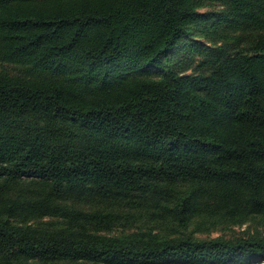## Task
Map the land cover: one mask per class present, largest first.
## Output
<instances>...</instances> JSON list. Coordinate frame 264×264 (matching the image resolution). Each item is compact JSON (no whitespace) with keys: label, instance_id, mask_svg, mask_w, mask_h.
<instances>
[{"label":"trees","instance_id":"trees-1","mask_svg":"<svg viewBox=\"0 0 264 264\" xmlns=\"http://www.w3.org/2000/svg\"><path fill=\"white\" fill-rule=\"evenodd\" d=\"M210 24L195 72L142 75ZM196 216H264V0H0V264L264 259Z\"/></svg>","mask_w":264,"mask_h":264},{"label":"rangeland","instance_id":"rangeland-1","mask_svg":"<svg viewBox=\"0 0 264 264\" xmlns=\"http://www.w3.org/2000/svg\"><path fill=\"white\" fill-rule=\"evenodd\" d=\"M214 8V7H210ZM220 8V7H216ZM206 9H203V11ZM217 27L209 25L206 31L201 30L192 31L191 37H185L168 55L163 59L161 67H151L144 70L143 74L146 77L153 79L162 78L164 74L170 70L183 72L184 74H191L196 71L200 63L204 60L201 48L214 47V41L218 39L219 35H212ZM217 45L222 44L223 41L218 40ZM191 65V66H190ZM10 73H18L19 71L12 65H5ZM188 66V67H187ZM202 71V69H201ZM44 219L41 222H47ZM138 227L152 228L155 232L166 235H178L184 231L183 227L171 222H146L145 224L139 223ZM137 229L116 227L113 235H120L126 232H133ZM187 232L191 233L195 238H213V237H226L237 238L242 236L251 235H264V216L249 217L242 221H230L214 217L196 216L188 225ZM176 264V263H171ZM252 264H264V259H256Z\"/></svg>","mask_w":264,"mask_h":264}]
</instances>
